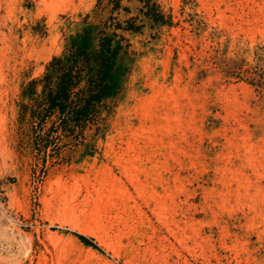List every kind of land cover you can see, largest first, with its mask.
I'll use <instances>...</instances> for the list:
<instances>
[{
	"label": "rangeland",
	"instance_id": "374dc122",
	"mask_svg": "<svg viewBox=\"0 0 264 264\" xmlns=\"http://www.w3.org/2000/svg\"><path fill=\"white\" fill-rule=\"evenodd\" d=\"M98 1L0 0V264H264V0H156L97 118L40 124Z\"/></svg>",
	"mask_w": 264,
	"mask_h": 264
},
{
	"label": "trees",
	"instance_id": "16d2710c",
	"mask_svg": "<svg viewBox=\"0 0 264 264\" xmlns=\"http://www.w3.org/2000/svg\"><path fill=\"white\" fill-rule=\"evenodd\" d=\"M105 1L99 0L97 8L109 12L106 19L99 24L86 21L87 25L71 38L64 54L55 56L38 80L49 88L39 108L31 109L40 124L56 113L58 125L66 130L93 122L101 105L117 93L119 86V61L129 44H123L128 39L118 30L138 32L144 27L141 22L147 19L156 23L167 21L156 0H138L142 3L138 15L127 19L120 18L122 12H131L122 4L123 0ZM111 28L114 30L109 31ZM29 109L25 107V113Z\"/></svg>",
	"mask_w": 264,
	"mask_h": 264
}]
</instances>
